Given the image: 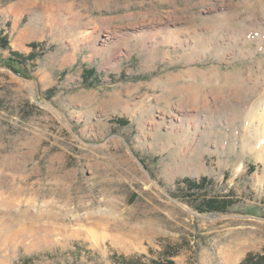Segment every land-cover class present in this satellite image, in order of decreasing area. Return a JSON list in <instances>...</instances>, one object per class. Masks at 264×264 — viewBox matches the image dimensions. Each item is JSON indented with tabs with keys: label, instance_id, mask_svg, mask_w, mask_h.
<instances>
[{
	"label": "rangeland",
	"instance_id": "rangeland-1",
	"mask_svg": "<svg viewBox=\"0 0 264 264\" xmlns=\"http://www.w3.org/2000/svg\"><path fill=\"white\" fill-rule=\"evenodd\" d=\"M0 17L13 49L44 44L27 69L0 48V264L264 253V0H0ZM202 176L227 212L181 197Z\"/></svg>",
	"mask_w": 264,
	"mask_h": 264
},
{
	"label": "trees",
	"instance_id": "trees-1",
	"mask_svg": "<svg viewBox=\"0 0 264 264\" xmlns=\"http://www.w3.org/2000/svg\"><path fill=\"white\" fill-rule=\"evenodd\" d=\"M43 42L33 41L28 44V47H31L32 50L29 53L22 52L17 49H13L10 45L9 35L4 33L3 29H0V48L9 51V56L2 61L11 66L12 64L17 65L19 68H26L28 62L35 60L39 54L37 50L41 49ZM42 54V52L40 53ZM22 72V71H21ZM25 74L30 75L29 72L25 71ZM83 83L86 87H94L96 83L99 82L98 74L95 68H85L83 70ZM50 93H53V89L48 90ZM120 125L129 124L127 118H117L114 120ZM146 167L148 166L145 161L141 160ZM254 165L249 166V170L252 172L254 170ZM185 184V189L181 191V197L186 199L191 203L198 212H227L228 209L235 204V200L232 195L222 196V197H206L204 192L207 188V185L210 184V179L207 176H202L200 179H194L190 177H185L181 180ZM201 195V197H198ZM77 250H86V252L92 253L91 249H85L80 246H76ZM113 251V250H112ZM164 258H153L151 262H147L143 254L141 255H125L119 254L117 251H114L111 255V259L116 262V264H181L177 263L173 257L178 254V251L171 250L167 248L165 250ZM35 260V259H34ZM34 260L31 257H25L21 264H33ZM242 263L244 264H264V253L263 254H253L252 252L247 253L243 258Z\"/></svg>",
	"mask_w": 264,
	"mask_h": 264
},
{
	"label": "crops",
	"instance_id": "crops-1",
	"mask_svg": "<svg viewBox=\"0 0 264 264\" xmlns=\"http://www.w3.org/2000/svg\"><path fill=\"white\" fill-rule=\"evenodd\" d=\"M2 23V20H1V17H0V25ZM7 27H10V25H7ZM7 27L5 25H1L0 26V29H3L4 30V33H7L8 35L10 34V31L9 29H7ZM10 37V36H9ZM10 39V38H9ZM87 249H92L94 250V252L96 251L95 247H92V246H86ZM74 253L76 254V258L75 259H72L70 261V263H66V264H98L97 263V260L91 258V254L89 251L86 252V250H77L76 247H73V250ZM114 251H117L119 254H125V255H128V256H131V255H141L142 253L140 252H131V253H127L123 250H119L118 248H115L113 251L111 252H108L110 254H113ZM93 252V253H94ZM26 257H31V256H26ZM145 259V258H144ZM34 260V259H33ZM112 260V264H116L115 261ZM44 262H51V264H64L63 262H57L53 259H48V260H45ZM37 263V260H34V263L33 264H36Z\"/></svg>",
	"mask_w": 264,
	"mask_h": 264
},
{
	"label": "bare ground",
	"instance_id": "bare-ground-1",
	"mask_svg": "<svg viewBox=\"0 0 264 264\" xmlns=\"http://www.w3.org/2000/svg\"><path fill=\"white\" fill-rule=\"evenodd\" d=\"M263 94H264V93H263ZM263 97H264V95L261 94L260 97H259L256 101L261 100ZM263 115H264V114H263ZM262 118H263V120H264V117H262ZM262 118H261V119H262ZM263 135H264V132H263Z\"/></svg>",
	"mask_w": 264,
	"mask_h": 264
}]
</instances>
